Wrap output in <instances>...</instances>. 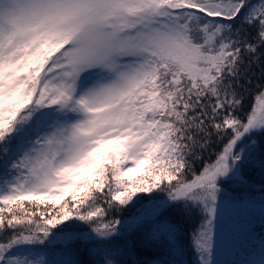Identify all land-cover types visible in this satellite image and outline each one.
<instances>
[{"label": "snow or ice", "instance_id": "obj_1", "mask_svg": "<svg viewBox=\"0 0 264 264\" xmlns=\"http://www.w3.org/2000/svg\"><path fill=\"white\" fill-rule=\"evenodd\" d=\"M254 67L264 0H0V264H223L225 209L264 223L226 190L264 176Z\"/></svg>", "mask_w": 264, "mask_h": 264}, {"label": "trees", "instance_id": "obj_2", "mask_svg": "<svg viewBox=\"0 0 264 264\" xmlns=\"http://www.w3.org/2000/svg\"><path fill=\"white\" fill-rule=\"evenodd\" d=\"M253 72L255 74V78L253 80V88L255 85L264 83V79H260V71L258 68H253ZM255 106V99L252 96H249L246 108L247 110H251ZM220 148V145L214 144L212 148L209 150V152L205 153V156L214 153L215 151H218ZM214 158V156H213ZM200 165L197 164V167ZM248 179H249V187L242 188V187H235L231 186L230 191L228 192L232 196L239 197L242 193L247 192L251 196H255L257 199L260 196V188L262 182H264V176H262L259 172V170H253L249 173H247ZM144 195V194H139ZM138 198V197H137ZM142 203L146 204L147 201H142ZM137 208H139V205H137ZM133 211H136V209H133ZM124 216H129L131 213L125 212L123 214ZM197 223V219L193 217L190 221H181V228L183 230V240L184 243L187 245L189 242V233L193 227H195ZM248 228L252 232H254L257 235H264V223L261 222L260 219V209L257 208H251V209H245V210H235L233 209L230 216L225 219V222L223 224V251H219V246L217 249V259L221 260L223 264H233L234 261L238 259L236 255V248H235V241L242 235L243 229ZM136 237L135 234L133 235V240L135 241ZM139 245H135L133 251L136 252V255H126L123 259L127 261V264H134L137 260H144L147 258H153L155 256V253L152 252H141L138 251ZM86 258V257H85ZM187 259L189 264H196V255L194 252L189 249Z\"/></svg>", "mask_w": 264, "mask_h": 264}, {"label": "rangeland", "instance_id": "obj_3", "mask_svg": "<svg viewBox=\"0 0 264 264\" xmlns=\"http://www.w3.org/2000/svg\"><path fill=\"white\" fill-rule=\"evenodd\" d=\"M230 189H231V186H228L226 190L229 192ZM232 211H233L232 208H226L225 209V219H227L230 216V214L232 213ZM222 232H223V229H222Z\"/></svg>", "mask_w": 264, "mask_h": 264}]
</instances>
